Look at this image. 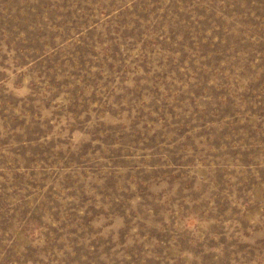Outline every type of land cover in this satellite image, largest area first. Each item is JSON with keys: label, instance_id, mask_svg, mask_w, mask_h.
Instances as JSON below:
<instances>
[{"label": "rangeland", "instance_id": "374dc122", "mask_svg": "<svg viewBox=\"0 0 264 264\" xmlns=\"http://www.w3.org/2000/svg\"><path fill=\"white\" fill-rule=\"evenodd\" d=\"M0 264H264V0H0Z\"/></svg>", "mask_w": 264, "mask_h": 264}]
</instances>
